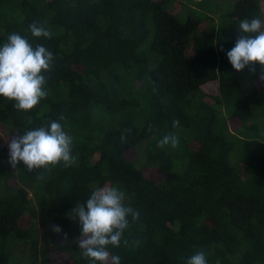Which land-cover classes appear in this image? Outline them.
I'll return each instance as SVG.
<instances>
[{"label":"trees","instance_id":"16d2710c","mask_svg":"<svg viewBox=\"0 0 264 264\" xmlns=\"http://www.w3.org/2000/svg\"><path fill=\"white\" fill-rule=\"evenodd\" d=\"M234 1L218 14L208 0H0V42L17 32L54 54L32 110L0 98V264H50L56 245L87 264L71 213L105 183L139 212L109 246L121 264H186L198 250L208 264H264V139L246 133L264 68L236 72L226 55L264 0ZM33 22L51 38H33ZM51 120L73 137V164L13 166L11 140ZM169 133L179 146L159 147Z\"/></svg>","mask_w":264,"mask_h":264},{"label":"clouds","instance_id":"9594fccd","mask_svg":"<svg viewBox=\"0 0 264 264\" xmlns=\"http://www.w3.org/2000/svg\"><path fill=\"white\" fill-rule=\"evenodd\" d=\"M33 38H51L49 28L33 22L29 25ZM238 39L226 52L227 59L236 72L257 63L264 68V18L259 16L240 20ZM54 61L53 52L41 43L30 41L27 35L10 33L0 42V98L13 102L17 110L30 111L47 96L46 73ZM179 121H174L177 126ZM175 133L164 135L158 146H179ZM73 137L58 120L27 129L8 145L10 163H23L28 171L48 168L57 164L71 166ZM126 193L115 184L95 187L86 200L73 208L71 218L78 222L81 239L80 254L87 264H121V257L112 254L110 247H119L124 232L129 227V216L137 219L139 212L125 203ZM56 227V231H59ZM186 264H208L203 250L194 252Z\"/></svg>","mask_w":264,"mask_h":264},{"label":"rangeland","instance_id":"374dc122","mask_svg":"<svg viewBox=\"0 0 264 264\" xmlns=\"http://www.w3.org/2000/svg\"><path fill=\"white\" fill-rule=\"evenodd\" d=\"M212 1L214 2V0H212ZM212 1L208 0V7H210V3H211L213 5V7L216 8L215 11L218 14H223L226 10H228L229 6L233 8L235 5L234 0H232L229 3V5H226L228 8H225V2L223 3V1L221 4L219 3L218 0H215L214 3ZM187 2L190 3V5H194L197 7V6H200V4L204 2V0H187ZM262 7H263V12H264V3L262 5ZM217 13H213V15H215V17H217L218 16ZM181 16L183 17L182 20H185L184 14H182ZM208 27H209V20H205L201 24L200 29L202 31L206 32L208 30ZM253 113H254V118L250 122V123H252V125L249 126V129L247 128L246 133L248 134V138H258V139L263 140L264 139V92H261L259 94L258 98L256 99V101L254 102ZM0 136L6 140V133H2L1 129H0ZM242 136L244 137L245 135H242ZM237 154H240L238 150L233 153L232 161H233V164L237 165V167L239 168V166H241L242 164L239 165V163H237L238 162ZM161 177L162 176L159 173V175H156L155 178L157 180H160ZM22 246H23L22 243H18L16 245L15 249L20 250ZM57 246L58 245H56V251L58 253H52V255H51L52 260H51L50 264H74L72 259L70 258V255L68 253L64 252L62 248L57 247ZM54 252H55V250H54Z\"/></svg>","mask_w":264,"mask_h":264}]
</instances>
